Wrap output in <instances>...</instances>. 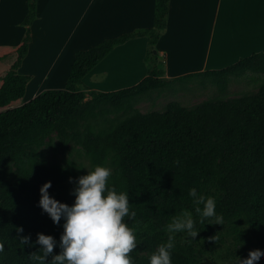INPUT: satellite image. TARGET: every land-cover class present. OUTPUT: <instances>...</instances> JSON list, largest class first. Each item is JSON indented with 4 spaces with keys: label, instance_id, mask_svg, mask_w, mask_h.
Instances as JSON below:
<instances>
[{
    "label": "trees",
    "instance_id": "trees-1",
    "mask_svg": "<svg viewBox=\"0 0 264 264\" xmlns=\"http://www.w3.org/2000/svg\"><path fill=\"white\" fill-rule=\"evenodd\" d=\"M169 11L170 0H156L154 27L76 52L65 89L45 91L19 105L30 82L29 76L18 73L31 42L27 31L0 85V264H39L32 259L33 253L43 255L39 233L56 241L45 264L62 251L64 221L55 224L39 207L40 187L51 181L50 194L71 205L79 177L73 166L52 163L38 152L55 134L57 151L65 152L74 143L86 151L94 166L111 161L114 171L109 187L128 194L129 214L123 222L136 230L137 245L129 253L135 264H148L151 254L167 241L164 229L174 217L182 218L185 210L197 222V239L215 249L232 247L224 264H239L240 258L247 261L256 251L264 253V79L258 94L238 100H208L194 108L173 101L163 112L133 109L132 98L169 85L161 78L156 51ZM36 17V0H31L23 24L30 26ZM142 37L148 42L149 71L144 80L113 92L87 90L84 79L100 62L116 47ZM250 72L264 74V51L225 69L174 81L206 77L216 80L225 92L232 77ZM101 105L111 109H99ZM130 111L106 128L97 125L105 114ZM193 186L216 197L223 224L199 223L196 205L188 196ZM179 233L171 250L172 264H201L195 242L181 241Z\"/></svg>",
    "mask_w": 264,
    "mask_h": 264
},
{
    "label": "crops",
    "instance_id": "crops-1",
    "mask_svg": "<svg viewBox=\"0 0 264 264\" xmlns=\"http://www.w3.org/2000/svg\"><path fill=\"white\" fill-rule=\"evenodd\" d=\"M30 2L0 0V72L11 68L17 47L31 32L18 70L30 82L19 105L45 91L65 89L76 52L155 25L156 0H36L37 17L25 26ZM147 50L144 37L116 47L85 77L87 90L113 92L140 83L148 76ZM156 51L161 78L169 84L262 52L264 0H170Z\"/></svg>",
    "mask_w": 264,
    "mask_h": 264
},
{
    "label": "clouds",
    "instance_id": "clouds-1",
    "mask_svg": "<svg viewBox=\"0 0 264 264\" xmlns=\"http://www.w3.org/2000/svg\"><path fill=\"white\" fill-rule=\"evenodd\" d=\"M112 170L103 165H96L87 174L78 178V187L73 195L74 203H62L53 197L49 189L52 182H45L40 187L39 207L48 214L51 220L59 225L63 219L64 232L60 237L62 251L54 255L51 264H135L129 255L137 245L136 230L123 222L129 214L128 194L109 187ZM74 178L70 177L72 181ZM188 196L196 205L199 223L223 224L224 217L216 211V197L199 192L195 186L188 190ZM131 216L135 217L133 211ZM192 213L185 210L182 218H173L164 231L169 234L167 241L161 243L151 254L148 264H172L171 250L175 247V233L187 230V235L196 237L198 230ZM17 231H23L18 228ZM27 237L22 239V243ZM38 243L42 245L43 255L32 254V259L45 264V259L52 254L56 244L51 235L38 234ZM3 245L0 244V250ZM247 261L239 264H260L264 253H250Z\"/></svg>",
    "mask_w": 264,
    "mask_h": 264
},
{
    "label": "rangeland",
    "instance_id": "rangeland-1",
    "mask_svg": "<svg viewBox=\"0 0 264 264\" xmlns=\"http://www.w3.org/2000/svg\"><path fill=\"white\" fill-rule=\"evenodd\" d=\"M8 71L0 72V85ZM263 79L264 74H253L251 72L240 78L232 77L227 90L221 92L216 80H209L206 77L198 76L186 81L158 87L132 98L133 109L143 113L153 111L163 112L166 106L173 101L179 102L188 108H194L208 100H238L258 94ZM99 109L111 108L101 105ZM2 111L0 110V112ZM131 113L133 111L105 114L99 118L97 125L101 128H106L116 120ZM58 143L59 137L55 134L47 140L43 147L38 148V152L44 153L52 163H63L73 166L78 177L87 175L94 168V165L82 147L71 143L67 151L60 152L56 150ZM106 167L110 168L113 173L114 168L111 161L108 162ZM178 237L183 242H195L201 256V264H224L226 259L231 256L232 247L228 246L229 244L215 249L206 245L203 240L197 239V237L188 236L184 231L180 232Z\"/></svg>",
    "mask_w": 264,
    "mask_h": 264
}]
</instances>
